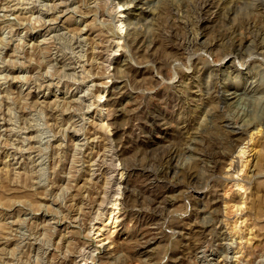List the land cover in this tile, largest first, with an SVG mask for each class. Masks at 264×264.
<instances>
[{
  "label": "rangeland",
  "instance_id": "1",
  "mask_svg": "<svg viewBox=\"0 0 264 264\" xmlns=\"http://www.w3.org/2000/svg\"><path fill=\"white\" fill-rule=\"evenodd\" d=\"M202 1L0 0V264H264V0Z\"/></svg>",
  "mask_w": 264,
  "mask_h": 264
},
{
  "label": "bare ground",
  "instance_id": "2",
  "mask_svg": "<svg viewBox=\"0 0 264 264\" xmlns=\"http://www.w3.org/2000/svg\"><path fill=\"white\" fill-rule=\"evenodd\" d=\"M213 3V0H203L202 1V7L204 8V7H208L209 5H211ZM215 3V2H214ZM200 7V6H199ZM12 12V11H11ZM219 17V16H218ZM210 18V17H209ZM257 36V35H256ZM138 37V36H137ZM193 37V36H192ZM261 37V36H260ZM129 38V37H128ZM141 39V38H140ZM189 39V38H188ZM192 39V38H191ZM194 40V39H193ZM185 41V40H184ZM182 42L181 43V45L182 46H187V47H191L192 46V43H193V41L192 40H187V41H185V42ZM238 41V40H237ZM237 41H235L234 40V42H233V45H236V47L237 46H239V47H241V43L240 44H237ZM167 43V42H166ZM195 44V43H194ZM259 44V43H258ZM212 46V45H211ZM211 46H209V48L211 49ZM178 48V47H177ZM179 48H181V47H179ZM95 49V48H94ZM184 49H186V48H184ZM222 90V89H221ZM223 91V90H222ZM188 114V113H187ZM186 114V115H187ZM230 121V120H229ZM226 124H231V122H227ZM237 130H239L238 128H237ZM236 132V131H235ZM234 133V132H233ZM49 141V140H48ZM214 150V149H213ZM209 151V150H208ZM178 153H179V150H177V149H175V150H173V151H171L170 153H169V159H168V167L170 168L171 167V162L173 161V159L174 158H176V156L178 155ZM216 153V152H215ZM32 155V154H31ZM209 155H211V154H209ZM217 156H219V157H222L223 156V153H221V155L220 154H217ZM217 156H215V158H216V161L218 162V158H217ZM167 157V156H166ZM206 158V157H205ZM211 158V157H210ZM217 162H216V164H217ZM168 168V169H169ZM163 172V171H162ZM168 172V171H167ZM161 173V172H160ZM165 174H166V172H165ZM218 174V173H217ZM168 175V174H167ZM189 175V174H188ZM192 175L193 174H191V178H193L192 177ZM167 177V176H166ZM165 179V178H164ZM159 199V198H158ZM168 228V227H167ZM194 248V247H193ZM210 248V247H209ZM204 250V249H203ZM203 252V251H202ZM204 255H205V253H204ZM211 261V260H210ZM207 263V262H206Z\"/></svg>",
  "mask_w": 264,
  "mask_h": 264
}]
</instances>
